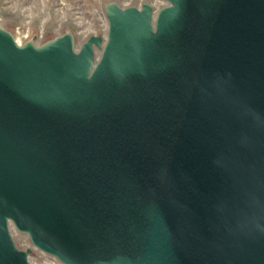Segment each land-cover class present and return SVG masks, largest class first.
Wrapping results in <instances>:
<instances>
[{
  "label": "water",
  "instance_id": "1",
  "mask_svg": "<svg viewBox=\"0 0 264 264\" xmlns=\"http://www.w3.org/2000/svg\"><path fill=\"white\" fill-rule=\"evenodd\" d=\"M101 8L0 23V264H264V0Z\"/></svg>",
  "mask_w": 264,
  "mask_h": 264
},
{
  "label": "rangeland",
  "instance_id": "2",
  "mask_svg": "<svg viewBox=\"0 0 264 264\" xmlns=\"http://www.w3.org/2000/svg\"><path fill=\"white\" fill-rule=\"evenodd\" d=\"M105 0H0V23L14 29L16 37L23 40L37 30L40 36L70 28L76 32L78 42L88 35L106 28L102 11ZM121 5L150 2L155 8L163 0H117ZM16 240L24 243L23 237ZM32 264H59L54 259L38 253Z\"/></svg>",
  "mask_w": 264,
  "mask_h": 264
},
{
  "label": "built area",
  "instance_id": "3",
  "mask_svg": "<svg viewBox=\"0 0 264 264\" xmlns=\"http://www.w3.org/2000/svg\"><path fill=\"white\" fill-rule=\"evenodd\" d=\"M105 29H106V28H105ZM105 29H104V31H105ZM104 31H102V32H104ZM23 239H24L23 241H24L25 244H21V243L18 242V241H17V242H18L22 247H26V246H28V245H29V244H28V241H27L25 238H23Z\"/></svg>",
  "mask_w": 264,
  "mask_h": 264
}]
</instances>
